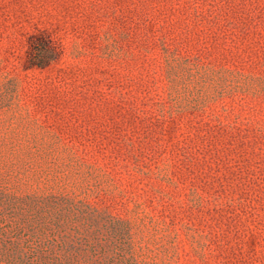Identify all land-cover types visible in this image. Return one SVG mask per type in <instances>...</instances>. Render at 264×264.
Listing matches in <instances>:
<instances>
[{
  "label": "rangeland",
  "instance_id": "1",
  "mask_svg": "<svg viewBox=\"0 0 264 264\" xmlns=\"http://www.w3.org/2000/svg\"><path fill=\"white\" fill-rule=\"evenodd\" d=\"M0 264H264V0H0Z\"/></svg>",
  "mask_w": 264,
  "mask_h": 264
},
{
  "label": "trees",
  "instance_id": "2",
  "mask_svg": "<svg viewBox=\"0 0 264 264\" xmlns=\"http://www.w3.org/2000/svg\"><path fill=\"white\" fill-rule=\"evenodd\" d=\"M30 68H44L55 59L48 54L50 43L42 38L33 37L30 43Z\"/></svg>",
  "mask_w": 264,
  "mask_h": 264
}]
</instances>
